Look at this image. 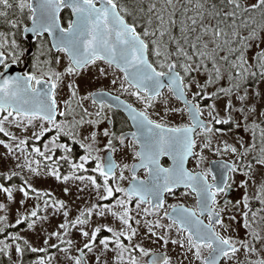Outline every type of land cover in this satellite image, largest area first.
I'll return each mask as SVG.
<instances>
[{"label": "snow or ice", "instance_id": "1", "mask_svg": "<svg viewBox=\"0 0 264 264\" xmlns=\"http://www.w3.org/2000/svg\"><path fill=\"white\" fill-rule=\"evenodd\" d=\"M177 4H180L179 8ZM10 9H18L21 17L27 10V18L32 21V27L25 28L24 31H31L38 37H42L45 33L52 36V47L57 53H64L67 56L68 64L63 72L51 68L44 71L33 65L34 71L21 75L7 76L0 73V113H7L0 119V133L9 135L3 123L10 117L16 120L17 126L21 118L26 120L28 125L33 121H41L39 133L33 132V136L39 140L53 129L55 135L49 142L51 148L49 144H45V152H42L40 148L35 147L32 149L35 153L45 159H51L52 157L46 155V152H52L53 149L70 152L71 149L66 144L57 143L60 136L65 135L80 143V147L86 150L88 154L81 156L80 159L87 162L91 157V144L76 140L79 134L76 129L82 128L85 124L99 125L102 119L107 118L104 115L105 109L112 110L121 106L127 112L131 128L134 129L128 133L121 132L119 135L110 132L108 128L103 130V135L109 137L107 145L112 151H116L114 140L120 145H125V141H129L127 146L133 148V158L139 161L138 164L134 163L131 166L123 165V169H130L132 172L127 188L120 186L113 188L110 185V180L125 179L123 170L118 177L116 176L114 169L118 165L110 158L106 163H102L99 162V157H95L98 162L93 169L103 177L104 194L100 196L101 200H108L114 197L115 193L122 194L121 198H116L112 206L120 208V212L111 211L108 205L104 207L108 208L128 231H116L107 226L95 227L91 232L81 229V235L88 238L84 249L91 252L98 235L102 231H107L112 234L114 240L110 241L105 237L99 240V245L107 251L109 244L114 243L115 248L112 250L117 252L115 264H124L125 253L129 257L127 264H170L167 256L161 259L153 253L150 260L142 261L133 254L138 250L139 257L150 255L149 251L139 244L131 243L137 234V229L130 223L133 217L130 215L132 209L129 206L134 201L136 209H141L142 205L149 206L142 209L145 215L157 214L164 207V194L172 193L181 186L186 190L183 193L185 196L194 194L196 208L172 204L168 206L172 211L164 212V217L171 223L164 225L160 220H156L154 224L151 221L147 222L148 230L152 235H156L152 231L153 227L168 229L175 227L178 234H183L182 238L171 240L166 235H161L160 240L165 246L171 242L184 248L187 244V252H190L199 264H224V261L231 260L241 249L247 254H256L257 244L264 248V179L257 183L253 176L256 170L264 176V127H261L264 119H261L260 123L251 120V117L257 114V108L254 104L249 105L250 94L245 87L249 80L264 84V0H183V2L162 0L159 6L151 3L148 6V13H154L156 25L153 26L150 15L142 34L137 31L134 23L126 22L124 16L117 11V5L113 0H0V17L4 18L11 28H17L21 20L8 19ZM62 9H69L71 13L72 18L68 20L67 27H62L60 23ZM123 11L127 12V9ZM256 13H259V19ZM175 30H178V34ZM12 35L14 37L15 33ZM6 44L12 49L9 53L12 63H16L19 58L15 52L16 40L13 38L9 44L6 33L0 32V65L5 69L8 67L5 62ZM149 56H154L155 61H150ZM98 61L122 74V77L113 78L111 84L116 85L119 79L120 90L134 96L143 105V110L125 103L119 96H112L111 93L100 90L89 92L76 100V105L81 110V113H77L72 107V101L78 95L73 83L67 84L70 96L64 101V110H59L56 90L63 78L79 75L81 70L96 65ZM44 63L51 64L52 61ZM55 63H60L58 57ZM98 71L101 76L107 74L105 68H98ZM225 81L227 86L224 84ZM193 88L195 91H192ZM164 89L184 102L190 124L170 127L163 121L158 122L150 118L148 109L153 108L158 101L164 105L168 104ZM189 92L192 94L191 100L188 99ZM253 96L261 97L264 93L256 91ZM89 99L92 106L97 109L95 116L98 119H85L93 115L83 105V101ZM201 101L205 102L209 110L208 115L216 125H228V130L231 131L235 112L242 114L245 121L251 120L254 141L256 130L259 129L261 147L258 154L251 156L247 164L236 161L222 164L221 167L225 171L219 181L211 168L197 171L186 167L189 158H193L196 161L195 168L199 169L206 161L204 150L211 146V140L202 141L198 145L195 139L199 134L198 129L205 134L213 132V128L205 125L200 119L203 114ZM207 101L212 102L207 103ZM235 102L240 106L237 107ZM218 104H222V108L218 107ZM169 110L180 113L184 111L175 108ZM221 111L226 115L221 116ZM77 115L80 116L79 119H76ZM258 115L264 117V111ZM58 116L64 119L58 121ZM68 117H71V120ZM235 123L240 127L238 121ZM215 131L220 132L221 129L217 128ZM84 139L95 142L97 132L90 131ZM20 144H27V140H21ZM240 147L243 151L225 143L222 151L230 152L243 162L253 150H256L257 145L253 142L248 146L241 144ZM197 148L199 152L196 151ZM220 151L221 149L218 148L217 154ZM162 157H168L172 161L171 165L164 167L161 163ZM254 165L258 166V169H254ZM71 166L73 169H84V163ZM140 168L145 169L143 179L136 176V170ZM241 168L247 169L243 174L255 185V194L250 198L246 190L248 181H244L242 187L245 188V194L242 202H238L239 215L243 217V227L248 230L253 243L244 240L237 242L232 236H226L222 231L217 230L219 227L227 232L231 227L230 223L225 222L229 202L225 201L221 204L217 197L221 193H227L232 186L230 183L232 174L240 171ZM30 170L38 174L37 169ZM51 174L60 179L55 170ZM14 175L16 173L13 172L12 176ZM12 176H8L7 179L11 180ZM210 176L211 182H209ZM75 178L85 179L84 176ZM63 179L67 181L69 177L65 176ZM87 179L96 189L101 188L95 177L89 176ZM0 191L6 193L8 200H12L11 187L0 184ZM19 191L23 192L25 197L28 195L23 188ZM251 200L258 202L260 207L253 210ZM57 203L61 208L64 206L62 201ZM3 207L4 205L0 204V208ZM95 207L97 205H93V208ZM236 207L237 205L233 204V208ZM92 214V209L82 211L80 216L71 222V226L88 224ZM99 215L103 216L104 212H100ZM31 216L36 217L37 212L33 211ZM64 216L67 217L68 213L64 212ZM3 219L6 218L0 217V220ZM235 220V214L229 216V221ZM21 223L20 219L16 220V224ZM136 223L139 224L140 221L136 220ZM28 227L33 228L34 223H29ZM68 227L67 221L59 225L60 229ZM0 232H3V229H0ZM51 235L56 236L57 239L61 238L59 232H53ZM10 239L18 241L22 237L12 235ZM124 240L129 243L125 244ZM44 243L47 245L48 240ZM67 243L70 245L71 241ZM24 244L27 245L28 241L24 240ZM51 247L56 245L53 244ZM11 248L12 244L0 240V253L7 254ZM14 251L23 255L24 249L16 243ZM31 251L45 252L47 249L31 248ZM80 251L81 256L75 258V264H83L84 252L83 249ZM205 252L207 255L204 254ZM97 261L99 262V257ZM38 264H44V261L40 260ZM104 264L108 262L105 261ZM248 264H264V258L249 261Z\"/></svg>", "mask_w": 264, "mask_h": 264}, {"label": "flooded vegetation", "instance_id": "2", "mask_svg": "<svg viewBox=\"0 0 264 264\" xmlns=\"http://www.w3.org/2000/svg\"><path fill=\"white\" fill-rule=\"evenodd\" d=\"M113 2L117 5L118 10L120 13L126 18L127 22L130 24L135 25L138 32L142 34L145 27H147V20L149 19V16H152L153 19V26L156 25L155 21V15L148 13V6L151 3H156L158 6L162 3V0H113ZM183 2V0H181ZM99 4V3H97ZM180 7V4H177V8ZM123 9H127V12L123 11ZM143 9V11H141ZM64 13L67 14L66 19H62V23L64 27H67L68 20L71 17V13L69 9H64L61 15V18L64 16ZM131 13V14H128ZM257 19H259V13H256ZM8 19H20L21 22L17 28H11L10 25H8L4 18L0 17V32L6 33L8 43L10 44L11 40L14 38L16 40V47L15 52L17 54L18 61L16 62L22 69V74L25 72H31L34 71L33 65H37L40 68H48V67H54L55 59L59 56L60 53H57L51 44L50 38L48 35L44 34L42 37H36V39L30 40L26 35L24 29L27 28L31 24V20L27 18V10H25V15L23 17L20 16L18 9H10L9 10V16ZM176 34H178V30H175ZM13 33H15V36L13 37ZM165 40H167V37H165ZM6 50V63L12 62L11 55L9 54L12 49L8 48V45L5 46ZM30 51V52H29ZM38 55V56H37ZM36 56L38 59L42 62L36 64L37 59L35 60ZM151 61H155L154 56H149ZM45 61H52L51 64L44 63ZM38 62V61H37ZM97 63H102L101 65L106 67V65L103 64V62L98 61ZM5 67L1 65V69L3 70ZM112 70L116 75H80L83 70H81V73L79 75H73V76H65L62 80V82L59 84L57 90H56V99L57 103L59 105V110L61 111V100L64 99L65 95H68V98L70 96V90L67 87L66 81L69 83H73L77 90V97L72 101V107L76 109L77 113H81V110L76 105V100H78L81 96L82 91H86L88 94L89 92L93 91H109L114 95L120 96L125 101H127L129 104H131L133 107L137 108L138 110H143V105L136 100L134 96H131L127 93H124L120 90V80L118 79L116 85L111 84V80L115 77H122V74H120L115 69H109ZM68 79V80H67ZM254 81V80H253ZM248 84H252V80L248 81ZM127 86V85H125ZM165 98L169 99L173 98V100L176 103H170L168 102L169 106L164 105L161 102H157L155 106L151 109H148V113L150 115V118L157 120L158 122L163 121L170 127L180 126L182 124H190L191 121L189 119L187 110L185 109L184 103L178 99H176L174 96H172L170 93H168L167 89H164ZM193 91V89H192ZM168 94V95H167ZM189 99H192V94L189 92L188 94ZM201 107L203 109V114L201 117L211 123V127L213 128L212 133H203L202 130L198 129V133L195 136V139L197 140L198 145L205 140H211L216 141L219 140V145L216 147H210L209 149H205L203 152V155L206 157V161L201 164V167L199 169L195 168L196 161L193 158H189V162L186 164V167H188L190 170H203L205 168H211L212 173L217 176L218 181L220 180L222 173L225 171L221 167L224 163H232L233 161H236L237 163H243L247 164L249 160L251 159V156H255L258 154V150L261 147L260 138H259V129L256 130L257 135L255 141L253 140L252 131H251V120H255L256 123H260L261 119H264V117H259V113L254 114L251 117V120L245 121L244 116L239 113H233V119L234 122L231 125V131H229L228 125H216L214 121H212V118L208 115V109L205 106V102L201 101ZM84 107L88 108L89 112L93 113L91 117H85V119H98L95 116V112L97 109L92 106L91 100H85L83 101ZM238 105L237 107H239ZM183 109V113L180 112H173L169 109ZM264 111L262 109L260 112ZM167 113V114H165ZM158 114V115H157ZM221 116L226 115L223 111H221ZM104 115L107 117L106 119H102L101 123L99 125H87L85 124L82 128L76 129V131L79 133L76 136V140L84 143V144H91V157L88 159L87 162L81 161L80 157L87 155L88 153L84 148L80 147V143L75 142L72 138L69 136L61 135L60 138L57 140V143H63L66 144L71 151L66 153L62 149H53L52 152H46V155H50L52 158V161H49L47 163L53 162V166L51 167L54 169L55 167L58 169L59 173L62 176L66 175H73V176H92L95 177L97 180V183L101 185L103 188V177L99 175V173L94 172L93 169L96 167L97 160L95 157H99L100 161L102 163H106L109 158L113 163L118 165L114 169L116 176L118 177L121 170H123V174L125 176L124 180H110V185L115 188L118 185V182H120L121 187L127 188L129 186V182L132 178V172L130 169H123V165L127 164L131 166L134 163H139L137 159L133 158V148L128 147L129 141H125V145H120L118 141H113L114 146L116 148V151H112L108 145L107 141L109 137H105L103 135V130L105 128H108L110 132H115L117 135H119L121 132L128 133L130 131H134V129L131 128V121L128 119L127 112L120 108H114L112 110L105 109ZM80 116L77 115L76 119H79ZM64 117H57V120H63ZM69 120H71V117H68ZM179 119V120H178ZM236 121L239 122L240 127L236 126ZM261 127H264V124H261ZM221 129L220 132H216L215 129ZM241 130H246L245 134L241 133ZM90 131H96L97 132V139L95 142H92L90 139H84L85 136L89 135ZM55 135V129H53L51 132H47L41 140L39 141H29L28 144H30L29 150H32L33 147H38L40 150L44 149V145L47 144V140L49 139V142L51 138ZM242 137L243 144L245 146H248L252 144L253 142L256 143L257 148L256 150H253L250 153V156L246 158L243 162L239 160L237 156H234L230 152H224L222 151L225 143L228 145H233L232 138L234 137ZM198 138L201 139V141H198ZM130 140V138H129ZM51 148V147H50ZM221 149L220 153L217 154V149ZM198 151V148L196 150ZM243 151V150H242ZM34 155H37V158L39 159L41 167L46 170L47 167L44 166V157L40 156L39 154L32 152ZM61 157H67V162H65L66 171L63 173L61 171V167H59V162L61 160ZM57 160H60L57 163ZM216 160H224L220 165L213 166L212 162ZM84 163V169H73L72 164H81ZM161 163L164 167H168L171 165L172 161L168 157H162ZM254 169H258V166L254 165ZM244 171H247L246 168H241L240 171L232 174V180L230 183L232 184L231 188L227 191L226 194L221 193L218 195L217 199L218 201L223 204L225 201H228L227 204V214H225V222L230 223L231 227L228 229L227 232H224L219 227L217 228L218 231H222V234L224 235H230L232 236L233 240L239 242L240 240L249 241L250 243H253L251 241V237L249 235V232L247 229L243 227V217L239 215V203L242 202L243 196L245 194V188L242 187V184L244 181H248V187H247V193L249 197H253L255 194V185H253L252 180H250L247 176H245L243 173ZM136 176L139 179H143L145 177V169H137L136 170ZM253 176L257 183H259L262 179H264V176H262L261 172L259 170H256L253 172ZM209 182H211V176L209 177ZM186 190L181 186L176 189L172 193H165L164 194V200L165 204L164 207L159 210L157 214L153 215H145V213H142L143 221L142 227H141V233L142 234H149V225L147 222L151 221L153 224L156 220H160L161 224L167 225L171 223L170 220H168L166 217H164V212L168 211L171 212L172 210L168 207L172 204H182L185 207L188 208H196V200L195 196L188 195L185 196L183 193ZM135 205V202L132 203ZM233 204H236L237 207L233 208ZM251 206L253 210H256L260 207L258 202L255 200H251ZM142 209L144 207H149L148 205H142ZM151 211V209H150ZM235 214L236 220L235 221H229V216ZM251 215V214H249ZM205 222H207L205 220ZM164 229L166 234L172 235V232L177 231L175 227L172 229L168 228H157L153 227V230H162ZM151 233V232H150ZM170 239V238H169ZM170 244V242H169ZM168 244V245H169ZM160 245L165 246L164 244H159L156 248L149 250L150 255L155 252H163L165 256H167L170 260L171 253L169 247H163L160 248ZM167 246V245H166ZM237 246L239 247V243H237ZM258 251L256 254H247L243 249L239 253L236 254L235 257H233L231 260L224 261V264H248L249 261H256L259 259L264 258V248H261L259 244L256 245ZM207 255V253H204ZM150 255L148 257H145V260H148ZM187 255V254H186ZM189 257V263L188 264H199V261H196L192 254L188 253Z\"/></svg>", "mask_w": 264, "mask_h": 264}, {"label": "rangeland", "instance_id": "3", "mask_svg": "<svg viewBox=\"0 0 264 264\" xmlns=\"http://www.w3.org/2000/svg\"><path fill=\"white\" fill-rule=\"evenodd\" d=\"M37 56L35 58V60L37 59L38 61H36V64L41 62ZM58 58L60 59V63H54V67L39 68L44 71L51 68L54 71L63 72L68 64L67 56L64 53H60ZM101 64L102 63H97L96 65L89 66L84 69L80 75H100L98 68H104ZM106 73V75H116L109 69H106ZM200 79H202V77ZM66 83L68 84L69 82L66 81ZM224 84L227 86V81H225ZM245 87L250 94L249 105L251 106L254 104L257 108V112L260 113V111L264 109V96L254 97L253 94L256 91L264 93V84L252 80L251 86L247 83ZM193 91H195V88H193ZM81 94L83 96L87 95L86 91H82ZM67 99L68 95H65L64 99L61 100V111L64 110V101ZM167 100L170 103H176L173 98ZM211 102L212 101H207V103ZM235 103L236 106L239 105L238 102ZM166 106H169V104ZM218 107L222 108V104H218ZM5 115H7V113H0V119ZM41 123V121H33L31 125H28L27 121L21 118V122L19 126H17L16 120L12 117L3 123L5 131L9 133V135L6 136L4 133H0V141L3 142L0 143V184L13 189V198L12 200H8L6 193L0 191V204L4 205L3 208H0V217L6 218L0 220V227L9 224L17 225V219L23 222L25 221V217H27L28 224L34 223V227L29 228L27 225L18 235L22 237L23 240H27L31 248H46L47 250H51L44 258L38 260H43L44 264H75V258L81 256V249H83L84 252L83 264H104L105 261H107L108 264H115L117 252L112 250L115 248L114 243L109 244V250L107 251L103 249V246L99 245V240L105 237L109 238L110 241L114 240L112 234L107 231H102L98 235L93 250L89 252L87 249H84V244L88 242V238L81 235V229L91 232L95 227L99 226L104 228L107 226L116 231L124 230L127 232L128 229L126 226L122 225L120 220L111 214V211H121L120 208L112 206L115 204L116 198H121L122 194L115 193L114 197L108 200H101L100 196L104 194L102 187L99 190L96 189L87 179L88 176L85 175H80L85 177L84 180L76 179L73 175H66L69 179L65 181L63 179L65 176H62L56 167L54 169L51 168L53 162L47 163L52 161V159L44 158V166L47 167L46 170H44L40 165L37 155L32 153L34 152L33 150H29L31 145L28 144L31 140H41L46 134L45 133L39 140L33 136V132L39 133ZM241 133L245 134L246 130H241ZM12 137H15V139ZM21 140H27V144L21 145ZM198 141H201V139L198 138ZM218 141L217 139L216 141H212L210 147L218 146ZM46 142L49 144V147H51L49 139ZM232 142L240 151L243 150V148L240 147V145L243 144L241 136L239 138H232ZM33 148L35 147L32 146L31 149ZM41 151L45 152V147ZM30 169H37L38 174L32 172ZM53 170L59 174L60 179H57L55 175L51 174ZM13 172L16 173V175L12 176ZM8 176H12L11 180L7 179ZM117 186L121 187L120 182H118ZM20 188L28 192L26 197L23 192L19 191ZM32 189H35V191ZM59 201L63 202L64 206L62 208L57 203ZM93 205H97V207L93 208ZM105 205L111 207V211L105 208ZM129 207L132 209L130 215L133 217L130 223L133 228L137 229V234L131 241L132 244H139L149 251L156 248L159 244H163V241L160 240L161 235H166L167 238H170L169 240L182 238L183 234H178L177 231L172 232V235L166 234L164 229L153 230L156 235H152L150 232L149 234H142V207L141 209H136L133 204ZM88 209H92L93 212L92 216L89 218L88 224L72 227L71 222L80 216L82 211L86 212ZM33 211L37 212L36 217L31 216ZM64 212L68 213L67 217L64 216ZM100 212H104V215L100 216ZM136 220H139L140 223L137 224ZM66 221L69 223V227L67 229H60L59 225ZM53 232H59L61 238L57 239L56 236L51 235ZM12 235L15 234L11 233L8 237L10 238ZM121 239L123 240V238ZM45 240H48L47 245L44 243ZM68 241H71L70 245L67 243ZM123 242L125 244L129 243L127 240ZM9 243L12 244V248L8 250V254L11 250L14 251L16 242L10 240ZM53 244H55L56 247H51ZM163 247H169L170 249V264L189 263L187 244H185L184 248H181L170 242L167 246L160 245V248ZM65 249L67 250L65 251ZM133 254L142 261L145 260V257H139L138 250ZM97 257H99V262L97 261ZM128 258V254L125 253L124 264H127ZM14 261L16 264H19V253L15 252Z\"/></svg>", "mask_w": 264, "mask_h": 264}, {"label": "trees", "instance_id": "4", "mask_svg": "<svg viewBox=\"0 0 264 264\" xmlns=\"http://www.w3.org/2000/svg\"><path fill=\"white\" fill-rule=\"evenodd\" d=\"M66 17H67V14L64 13V16L62 17V19L64 18L65 20ZM59 161L60 160H57V163ZM65 162H67L66 159L61 160L58 164L59 167H61V171L63 173L66 171V167L64 164ZM27 225H28V218L25 219V221H23L21 224H17V225L9 224L7 226L0 227V229H3V232H0V240H4L5 242L9 243L11 239L8 237V235H10L11 233L18 235L21 230L27 227ZM15 242L19 243L20 246L24 249L23 255L20 254L21 259H20L19 264H38V260L40 258H44L46 254L51 251L49 249L45 252H41V251L32 252L30 245L24 244L23 239H20ZM14 260H15V252L13 250H11L9 254L0 253V264H16Z\"/></svg>", "mask_w": 264, "mask_h": 264}, {"label": "water", "instance_id": "5", "mask_svg": "<svg viewBox=\"0 0 264 264\" xmlns=\"http://www.w3.org/2000/svg\"><path fill=\"white\" fill-rule=\"evenodd\" d=\"M100 5L97 4V7H99ZM64 9H62L61 13H60V23H61V26L64 27L63 23H62V18H61V15H62V12H63ZM117 11L118 10V7H117ZM120 12V11H119ZM121 14V13H120ZM122 15V14H121ZM123 16V15H122ZM125 18V17H124ZM126 20V18H125ZM127 22V20H126ZM32 27V22L31 24L27 27L28 29H31ZM46 35H48L47 33H45ZM25 35L30 39H36L37 35L32 33L31 31H25ZM49 36V35H48ZM50 38V41H51V44H52V41H53V37L52 36H49ZM55 50V48H53ZM56 51V50H55ZM30 52V51H29ZM150 59V57H149ZM151 61V60H150ZM0 73H4L5 75L7 76H16V75H21L22 74V69L21 67L17 64V63H8V67L7 69H1V65H0ZM105 92H109V91H105ZM111 93V92H109ZM112 96H117V95H114L111 93ZM120 97V96H119ZM188 99H189V96H188ZM120 100L124 101L125 103L129 104L127 101H125L123 98L120 97ZM182 101V100H180ZM183 102V101H182ZM184 103V102H183ZM120 109L124 110L123 107H119ZM126 112V111H125ZM200 119L205 123V125L207 126H211V123L210 122H207L205 121L201 116H200ZM222 162H224V160H216V161H213L212 164L213 166H217V165H220ZM154 254H156L157 256L161 257V259L165 256V254L163 252H155ZM152 258V256L150 255L149 259L150 260Z\"/></svg>", "mask_w": 264, "mask_h": 264}]
</instances>
